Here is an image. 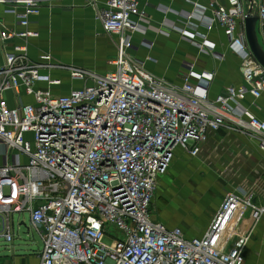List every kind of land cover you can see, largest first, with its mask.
Returning <instances> with one entry per match:
<instances>
[{"label":"built area","instance_id":"1","mask_svg":"<svg viewBox=\"0 0 264 264\" xmlns=\"http://www.w3.org/2000/svg\"><path fill=\"white\" fill-rule=\"evenodd\" d=\"M207 1L206 8L181 13V26L163 24L209 51L214 47L200 26L223 28L247 85L226 86L213 99V72L197 74L186 63L178 86L127 52L132 33L150 25L137 0L87 2L104 33L117 37L114 68L104 75L57 63L49 52L32 61L29 39L38 34L28 26L42 0H0L22 27L10 28L0 16V47L12 42L0 63V239L11 242V214L27 212V230L42 240L38 264H244L247 236L228 250L222 244L239 209L251 205L245 193H227L201 237L168 229L150 213L175 146L196 156L209 131L229 128L250 135L264 151V117L242 106L246 94L256 99L264 92V68L244 30L249 9L263 23L264 2ZM55 68L84 85L54 94L51 86L62 82L50 75ZM263 211L253 208L252 219Z\"/></svg>","mask_w":264,"mask_h":264},{"label":"crops","instance_id":"2","mask_svg":"<svg viewBox=\"0 0 264 264\" xmlns=\"http://www.w3.org/2000/svg\"><path fill=\"white\" fill-rule=\"evenodd\" d=\"M137 1L150 25L142 23L145 32L132 33L127 52L141 61L147 71L178 86L188 73L186 63H192L197 74L213 72L209 87L212 99L226 86L247 85L240 57L229 47L228 36L216 22L210 31L203 26L198 30L206 35L214 47L212 51L199 49L163 24L181 26L184 22L181 13L206 8L207 0ZM87 2L42 0L39 14L31 16L29 21L28 28L38 35L29 39L28 57L37 61L43 53L49 52L57 63L75 65L99 75L111 71L114 68L111 60L117 55V37L104 33ZM220 2L228 5L227 0ZM2 8L0 16L6 25L22 28ZM204 14L211 17L208 9ZM256 33L264 50V20L261 25L256 24ZM148 41L150 45L146 43ZM11 48L12 42L0 47V63L3 52ZM50 75L62 81L60 85L51 86L54 94H66L85 83L70 79L66 71L56 68L50 70ZM190 81L196 83L193 77ZM242 106L249 114L264 117V92L256 99L246 94ZM239 192L246 194L251 205L244 204L239 209L222 248L228 250L239 237L247 236L243 248L244 264H264V211L256 220L251 217L253 208L264 207V151L246 133L229 128L209 131L196 156L175 146L168 168L158 177L150 203L151 218L168 229L179 227L188 238L201 237L225 195ZM9 247L11 251L0 252V264H38L40 251L17 252L14 246Z\"/></svg>","mask_w":264,"mask_h":264},{"label":"rangeland","instance_id":"3","mask_svg":"<svg viewBox=\"0 0 264 264\" xmlns=\"http://www.w3.org/2000/svg\"><path fill=\"white\" fill-rule=\"evenodd\" d=\"M27 139H30V135L26 136ZM23 222L22 224H18L19 222ZM29 226V214L27 212H13L11 214V228L14 234V238L11 242H6L0 239V252L7 253L9 250L11 251V247L14 246L15 251H41L42 249V240L38 233L31 229L27 230ZM1 227V222H0ZM114 230V229H112ZM105 241H109L107 238Z\"/></svg>","mask_w":264,"mask_h":264},{"label":"water","instance_id":"4","mask_svg":"<svg viewBox=\"0 0 264 264\" xmlns=\"http://www.w3.org/2000/svg\"><path fill=\"white\" fill-rule=\"evenodd\" d=\"M247 1L250 3V5H252L253 0H247ZM250 10L251 9L247 11L248 15L244 20L246 42L255 61L261 67L264 68V50L262 49V47L258 42L257 33H256L257 16L249 14Z\"/></svg>","mask_w":264,"mask_h":264}]
</instances>
